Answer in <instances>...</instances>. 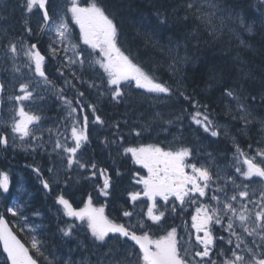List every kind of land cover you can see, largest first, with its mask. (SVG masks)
I'll return each instance as SVG.
<instances>
[{"label": "snow or ice", "instance_id": "1", "mask_svg": "<svg viewBox=\"0 0 264 264\" xmlns=\"http://www.w3.org/2000/svg\"><path fill=\"white\" fill-rule=\"evenodd\" d=\"M17 8L25 18L22 31L17 34L0 26V146L7 147L11 137L13 144L18 139L33 151L42 149L50 158L48 173L57 178L63 174V187L53 206L58 219L66 217L71 222L58 226L57 231L61 237L82 231L91 245L83 248L88 256L79 260L72 255L81 246L70 249L63 264H264V139L256 142L255 149L251 144L245 149L233 136L230 155L212 148L213 138L221 136L223 126L210 104L187 93L182 81H175L174 88L138 62L122 41V27L109 11L107 0H15L13 10ZM179 11L184 12L183 21L194 18L196 32L206 29L213 39L222 38L225 32L235 35L233 25L237 22L247 32L253 31L252 24L245 23L244 15L229 0H180L172 8L173 13ZM33 15L38 18L36 30ZM155 17L156 23L142 18L133 39L142 37L145 46L159 48L171 61L169 68L175 75L190 61L188 40L195 37L192 33L175 40L169 37L165 45L157 37L169 22L168 7L157 8ZM44 37L48 38L46 50ZM221 88L226 114L247 129L256 119L254 105L264 106V85L258 99L246 92L243 84H221ZM136 93L141 100L152 101L149 109L142 110L143 103L134 102ZM177 95L191 111L165 110L167 101ZM52 98L67 111L45 128L51 118L44 113L51 110L46 106ZM104 99L124 105L123 119L109 123L99 107ZM4 105H8L6 110ZM260 123L264 131V118ZM97 126L106 127L108 134L100 143L110 149L109 156L112 151L117 157L130 155L132 162L146 171L131 174L133 190L119 187L122 173L119 169L113 173L115 161L110 165L85 156L92 143L91 130ZM173 127L176 147L133 144L127 139L150 135L155 128L168 133ZM186 132H195L196 139L185 136ZM209 148L212 150L206 151ZM33 171L43 189L51 193L54 185L41 167ZM73 173L77 174L75 180ZM80 180L97 182L86 197L82 194V206L74 207L67 190ZM55 186L60 187L59 182ZM0 190L9 191V175L4 171H0ZM124 192L118 215L110 218L106 206ZM100 198L105 203L96 206ZM192 208L189 222L184 217ZM25 209L26 205L15 203L7 212L19 218L22 231L36 233L31 248L40 257L48 264H60L52 253V259L45 256L46 242L37 231L41 226L29 223ZM177 219L182 225L175 224ZM0 244L6 254L0 264H38L3 215Z\"/></svg>", "mask_w": 264, "mask_h": 264}, {"label": "trees", "instance_id": "2", "mask_svg": "<svg viewBox=\"0 0 264 264\" xmlns=\"http://www.w3.org/2000/svg\"><path fill=\"white\" fill-rule=\"evenodd\" d=\"M179 2L180 0H107L109 11L115 15L116 22L122 27L121 39L126 47L131 48L133 55L138 57V62H142L148 68H156L159 74H154L158 75L157 77L160 79L168 81L174 88L176 87L175 81H182V87L187 93L192 94L201 103L210 104L219 117L226 119L229 115L226 114L227 109L224 105L227 101L220 99L221 84H226V86L243 84L246 92L256 95L257 99L259 98L262 85H264V16L261 15V13H264V4L261 3V0H229V4H234L244 15L245 23L252 24L253 31L249 33L244 29L240 30L239 27L241 26L237 22L233 25L236 29L235 35L225 32L222 38L213 39L210 32L206 29L201 28L199 32L195 31L196 22L194 18L183 21V11L172 12V8ZM161 5H166L169 12V22L163 27L162 32L157 37L161 39L163 44H167L169 37L175 40L178 36L182 37L185 33H192L195 37L188 40L190 61L182 64L179 72L175 75L171 69H168L171 61L161 53L159 48H155L151 44L145 46L142 37L133 39L137 35L138 29L141 28L142 18L150 20L152 23L158 22L155 12ZM161 11H163L162 8ZM193 40L195 41L193 42ZM241 40L245 42L243 45L240 42ZM207 41L210 42L208 43ZM184 54L182 48L181 55ZM167 69L169 72L166 74ZM161 71L164 75L160 74ZM179 99L183 101L182 98H178V95L173 96L171 100L167 101L169 107L165 110H176L175 112L179 113V109L182 106H177L174 103V101H179ZM134 102H142L144 105L142 110L149 109L152 104V101L148 98L141 100L139 93L134 95ZM125 111L124 105L117 106L107 100L103 105L102 115L111 123L115 119H123L121 114L125 113ZM257 111L258 117L264 118V106L254 105V113ZM104 129L106 130V127ZM157 129H153L150 135L145 134L143 137L137 138V140L131 137L130 142L145 143V140H148L152 134L159 131ZM221 139H224V137L221 136ZM9 154L7 155L6 164H11L13 159L19 158V155ZM121 157V159L116 161L115 171L119 169L122 173L121 180L126 179L128 184H130L131 174L141 169L139 165H135L132 162L130 155ZM96 159L101 160V155L98 154ZM1 163L2 158L0 157ZM141 171L144 174V170Z\"/></svg>", "mask_w": 264, "mask_h": 264}, {"label": "rangeland", "instance_id": "3", "mask_svg": "<svg viewBox=\"0 0 264 264\" xmlns=\"http://www.w3.org/2000/svg\"><path fill=\"white\" fill-rule=\"evenodd\" d=\"M4 1V0H3ZM3 1L2 0H0V9H2V6H3ZM4 13L2 12V13H0V26H2V27H4V28H8L9 29V25L6 23V22H4V20H8V15L7 14H5L3 17H2V15H3ZM78 29V28H77ZM10 30V29H9ZM79 30V29H78ZM78 36V35H77ZM169 70H170V68H168ZM225 105V104H224ZM234 106V105H233ZM8 108V105H6V109ZM64 115H66V113H64L63 112V115H60V116H64ZM47 117H50L51 119L50 120H48V122L46 123V124H44L43 125V127H45V128H48V127H50V126H52V124H53V122L55 121V119L57 118V117H60L59 115H46ZM256 120V119H255ZM241 123V122H240ZM260 128H262V127H260ZM230 132H231V134H232V136H235V137H237V135H236V132H234L232 129H230ZM260 132H261V129H260ZM260 132H259V130H258V134H259V136H261V134H262V136H261V138L262 139H264L263 138V136H264V132L263 133H261L260 134ZM96 133V132H95ZM10 139H9V143H8V145L13 149V150H16V149H18L19 147H23V144L17 139V141H16V143L15 144H13V141H12V138L11 137H9ZM171 143H173V139L170 141ZM212 148H214L213 147V144H212ZM230 148H232L231 146H230ZM215 149V148H214ZM212 149L211 148H209V149H206V151H211ZM218 153H221V152H224V151H221V150H217V149H215ZM43 151L44 150H42V152H41V154H43ZM45 152V151H44ZM43 159H47V157L46 156H44L43 157ZM105 160H107V159H105ZM18 171H16L15 173L16 174H8L9 175V185H12L13 187H14V193H13V195L11 196V198H10V200H9V203L7 204L6 203V193H4L2 190H1V194H0V206H1V209H0V211L1 212H3L4 211V209H7L8 207H10V206H13L15 203H21L20 202V199H21V196L23 195V194H26L27 196L29 195V192L27 191V189L25 188V179H24V176H23V174H21V173H17ZM60 179H61V177H64L63 176V174H61L60 176ZM58 177V178H59ZM60 183L61 184H63V182L60 180ZM62 189H60V188H58V191L60 192ZM26 217H27V215H25ZM14 220H15V223H16V225H14L16 228H17V230L18 231H21V232H24V231H22L21 230V227L18 225L19 223H20V220H19V218L18 217H12ZM29 221V220H28ZM12 223H14V221H11ZM29 223L30 224H32L30 221H29ZM61 249V246L59 247V248H57V247H55V251H58V250H60ZM59 254H57V257L59 258ZM66 259V258H65ZM2 260V257L0 256V261ZM2 262V261H1Z\"/></svg>", "mask_w": 264, "mask_h": 264}, {"label": "bare ground", "instance_id": "4", "mask_svg": "<svg viewBox=\"0 0 264 264\" xmlns=\"http://www.w3.org/2000/svg\"><path fill=\"white\" fill-rule=\"evenodd\" d=\"M177 19V18H176ZM239 29L241 30V29H244L243 27H239ZM191 32V31H190ZM172 35V34H171ZM170 35V36H171ZM181 37V36H180ZM195 40H193V42H194ZM192 42V41H191ZM202 42V41H201ZM208 42V41H207ZM210 42V41H209ZM208 42V43H209ZM198 43V42H197ZM193 44V43H192ZM207 44V43H206ZM197 46V45H196ZM208 46H210V45H208ZM245 46V45H244ZM220 50V49H219ZM248 56V55H247ZM243 59V58H242ZM166 61V60H165ZM167 62H169V61H167ZM168 64V63H167ZM246 64V63H245ZM247 64H248V62H247ZM196 67V66H195ZM238 68V67H237ZM239 73V72H238ZM248 83V82H247ZM245 84V83H244ZM248 86H250L249 84H248ZM246 87H247V85H246ZM251 87V86H250ZM179 102H183L181 99H179ZM185 105H186V107H185ZM182 107H180V108H189V105L187 106V104H182L181 105ZM190 109V108H189ZM174 110H175V108H174ZM176 111V110H175ZM215 114H216V112H215ZM216 116L218 117V122L220 123V125H222L223 124V122H233V127H232V130L234 131V132H236V135H242L244 132H245V129L243 128V126L241 125V123L239 122V121H233L232 120V117L229 115L226 119L225 118H222V117H219L217 114H216ZM260 127H262V125H261V123H260V121L259 122H257V128L259 129V132H260V129H261V132H260V134L261 133H263L264 131H262V128H260ZM261 136H262V134H261ZM244 137H246V136H244ZM263 138H264V136H263ZM240 140H247V139H245V138H241ZM8 155H10V154H8ZM12 160V159H11ZM11 162H13V161H11ZM7 165H9V164H6L5 166H7ZM12 223V222H11ZM13 230L18 234V235H24L25 234V232H21V231H18L17 230V228L15 227V226H13Z\"/></svg>", "mask_w": 264, "mask_h": 264}, {"label": "flooded vegetation", "instance_id": "5", "mask_svg": "<svg viewBox=\"0 0 264 264\" xmlns=\"http://www.w3.org/2000/svg\"><path fill=\"white\" fill-rule=\"evenodd\" d=\"M71 93H69V96L71 97ZM53 100H54V98H52V100L49 102V104L46 106V107H48V108H50L51 110L50 111H48V112H55L56 111V107H54V106H57V103H54L53 102ZM246 133H247V135H249V131L248 130H246Z\"/></svg>", "mask_w": 264, "mask_h": 264}, {"label": "water", "instance_id": "6", "mask_svg": "<svg viewBox=\"0 0 264 264\" xmlns=\"http://www.w3.org/2000/svg\"><path fill=\"white\" fill-rule=\"evenodd\" d=\"M8 225V224H7ZM8 227H9V225H8ZM10 228V227H9ZM16 235V234H15ZM17 236V235H16ZM17 238L19 239V237L17 236ZM20 240V239H19ZM22 243V242H21ZM23 244V243H22ZM1 246H2V244H1ZM2 249H3V247H2Z\"/></svg>", "mask_w": 264, "mask_h": 264}]
</instances>
